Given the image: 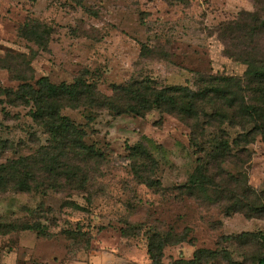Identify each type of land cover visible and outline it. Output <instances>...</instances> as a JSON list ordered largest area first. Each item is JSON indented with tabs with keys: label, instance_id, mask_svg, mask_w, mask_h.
Returning <instances> with one entry per match:
<instances>
[{
	"label": "rangeland",
	"instance_id": "374dc122",
	"mask_svg": "<svg viewBox=\"0 0 264 264\" xmlns=\"http://www.w3.org/2000/svg\"><path fill=\"white\" fill-rule=\"evenodd\" d=\"M250 13L263 17L264 0H190L187 5L165 0H0V66L23 63L26 76H45L54 84H70L84 73L107 96L132 81L200 91L208 75L242 78L246 65L239 52L264 54L263 42L255 46L259 37L242 34L247 29H234L231 35L247 48L219 31L221 24L243 25ZM142 46L152 49L148 57H141ZM14 76L0 67L2 87L16 88ZM29 110L11 107L0 97V138L13 146L2 160L33 154L38 143L46 144L48 136L32 122ZM61 114L81 125L85 143L101 153L95 166L100 177L89 193H0V224L42 226L0 234V264H149L147 244L153 232L184 236L163 248L162 264L186 262L196 249L215 252L203 264H254L264 253V212L254 217L248 209L231 211L236 201L264 204L263 135L251 134L254 139L243 152L233 143L242 131L223 127L234 157L222 167L247 191L236 185V201H216L213 185L194 196L183 194L182 186L218 131L207 128L200 153L189 143L188 127L159 110L142 117L83 107L63 108ZM139 142L158 163V189L133 176L127 148Z\"/></svg>",
	"mask_w": 264,
	"mask_h": 264
},
{
	"label": "trees",
	"instance_id": "16d2710c",
	"mask_svg": "<svg viewBox=\"0 0 264 264\" xmlns=\"http://www.w3.org/2000/svg\"><path fill=\"white\" fill-rule=\"evenodd\" d=\"M165 1L169 4L178 2L187 5L190 0ZM245 15L251 19L243 20L245 22L243 25L234 24L235 22L225 23L219 26V31L231 38L234 29L239 32L247 29V33H242L244 36L259 37L255 43L257 49L259 42L264 44V13L263 17L251 13ZM25 35L26 33L22 36L27 37ZM231 39L240 43L239 36L234 35ZM41 44L45 45L46 42ZM239 45L248 47L246 42ZM228 50L230 49L225 50L226 53L233 56ZM252 52L238 53L239 59L246 65L242 78L208 75L201 80L203 88L200 91L193 90L187 85L162 87L151 81H132L116 86L113 94L107 96L98 90L95 83L88 81L84 73L79 74L70 84L65 82L54 84L45 76L38 79L33 75L26 76L23 63L0 66L13 73L14 79L18 82L16 88H5L0 85V97H4L5 102L11 107H29L28 113L32 122L48 136L46 144L38 143L33 154H19L17 157L4 160L2 155L13 146L0 138V193L33 192L38 189L44 193L48 190L59 193L90 192L91 184L100 177L95 166L100 165L102 155L93 145L85 143L84 128L61 114L63 108L83 107L106 110L116 116L134 114L142 117L151 110L166 112L188 127L189 143L200 153L203 152L202 141L206 138L207 128L218 131L220 134L213 137L205 158H197L193 175L182 186V191L183 194L190 196L206 194L208 192L206 187L213 185L218 189L213 190L212 199L236 201L233 191L236 185L244 184L239 179H234L222 167L226 163H231L234 157L223 127L239 128L242 131L243 135L240 137L243 139L235 138L233 143L243 152H247L245 145L254 139L251 134L264 136V54ZM150 53L151 48L142 46L141 57H148ZM207 108L210 109L209 112ZM89 118L92 119L90 116ZM2 128L3 123L0 121V132ZM243 142L244 146L241 145ZM127 149L134 178L147 187L158 189L160 182L154 178L158 163L148 146L139 142ZM243 189L247 191L245 185ZM239 197L244 199V194ZM245 197L248 198L246 195ZM234 204L237 206L231 210L233 212L248 209L249 216L254 217L264 212V204L255 201L247 204L236 201ZM17 228L40 230L42 226L0 224V234L9 233ZM260 239L264 243V236ZM182 241L184 236L173 238L171 232L151 233L147 244L149 264H162L163 248ZM214 256V251L196 249L192 259L175 263L203 264ZM253 263L264 264V253L258 255Z\"/></svg>",
	"mask_w": 264,
	"mask_h": 264
}]
</instances>
